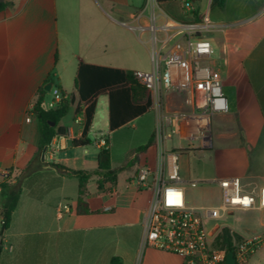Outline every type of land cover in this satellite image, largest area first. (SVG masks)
<instances>
[{"label":"crops","instance_id":"crops-1","mask_svg":"<svg viewBox=\"0 0 264 264\" xmlns=\"http://www.w3.org/2000/svg\"><path fill=\"white\" fill-rule=\"evenodd\" d=\"M139 2L15 0L0 11V173L8 172L12 182L19 179L21 187L0 237V264H108L114 255L123 264H182L176 254L143 246L151 193L134 185L140 167L156 168L155 129L166 104L158 106L149 93L148 103L133 104L128 87L115 90L125 84L126 73L151 70L150 33L139 27L147 24V10ZM211 2L198 10L212 23L208 65L221 82L228 111L212 116L208 149L180 151L178 160L194 154L213 169L204 174L179 167L182 186L185 192L190 181H199L220 191L215 180L238 177L242 191L255 194L264 186V0H225L222 8ZM143 33L147 41L141 40ZM46 83L66 94L70 104L36 168L38 120L34 113L29 122L25 118ZM100 97L105 130H94ZM169 108L186 110L179 97ZM85 139L93 143L72 145ZM150 139L152 145L138 152ZM105 143L111 169L122 170L115 186L105 184L103 191L92 176L85 198L92 213L77 215V179L61 177L51 165L93 172ZM30 165L32 171L23 175ZM63 204L70 212L59 215ZM222 228L207 232L212 245Z\"/></svg>","mask_w":264,"mask_h":264},{"label":"built area","instance_id":"built-area-1","mask_svg":"<svg viewBox=\"0 0 264 264\" xmlns=\"http://www.w3.org/2000/svg\"><path fill=\"white\" fill-rule=\"evenodd\" d=\"M145 2L147 24L139 25L150 33L151 70L132 72L133 80L144 87L160 106L166 109L158 118L155 135L158 147L156 168L143 165L134 177L139 191L151 193L147 217L144 221L142 242L144 247L176 254L182 264H224L227 252L233 253L234 264H245L248 258L262 245L264 234L251 238H231V249L215 248L209 241L204 227V217L217 220L234 209L249 210L264 208V186L257 193L242 191L240 179L229 177L215 180L220 189V203L216 207L193 209L187 206L183 180L180 177L178 157L181 150L208 149L210 147V122L215 114L226 113L228 104L219 78L208 65L212 44L207 37L212 23L208 14H201L198 22H182L168 15L157 21L154 7L159 0ZM194 2L181 0V10L190 14ZM51 98L42 103L46 110L68 100L58 88L51 87ZM179 97L186 110L169 108ZM34 103L28 106L25 121L33 114ZM80 118L75 122L79 123ZM176 135L178 142L186 147L167 150L166 141ZM2 171L0 176L7 177ZM201 184L190 181L192 188ZM69 213L70 207L63 204L58 214ZM1 223V221H0Z\"/></svg>","mask_w":264,"mask_h":264},{"label":"trees","instance_id":"trees-1","mask_svg":"<svg viewBox=\"0 0 264 264\" xmlns=\"http://www.w3.org/2000/svg\"><path fill=\"white\" fill-rule=\"evenodd\" d=\"M15 0H3L0 2V11L5 9L6 7H12ZM172 0H159L158 4H162ZM191 1V0H187ZM225 0H212V5L222 8ZM194 5V4H193ZM180 18H173L182 22H198L201 19V14L199 13L198 8L194 6V10L190 13L192 14H184L181 10ZM125 84L121 87H117L115 90L122 88H129V92L131 95V102L133 104H144L149 102V94L148 91L138 85L132 77V72L126 73ZM47 92L44 91L43 87L39 89L37 99L34 102L33 113L38 120L39 125V145H38V154L36 155L34 161L37 163L36 168H40V165L43 163L40 161V155L44 148H47L50 145L51 140L56 136L55 126L59 122L61 118H63L69 110V101L60 102L55 109L46 110L42 107L43 103V95ZM91 115V111L88 113ZM50 123H53L51 125ZM93 142L89 139L85 140H72V145L74 147L78 146H88ZM152 145V139H150L145 145L139 147L137 151H144ZM61 177H69L77 179V198H76V209L75 213L77 215H88L91 214L92 211L89 210L87 203L85 201L86 198V185L88 180L92 177H96V186L99 191L104 190L105 184H109L110 186H115L117 174L122 170L119 169H111L110 166V152L107 148L106 143L99 148L98 150V166L97 169L93 172L89 171H81V170H72L67 167H64L59 164L51 165ZM33 167L30 165L26 170L22 173L29 174L32 171ZM60 183V179L57 180V184ZM21 192V187L19 183V179H15L13 182L10 179V175L8 174L5 178H0V237L3 233L9 228L12 215L17 206L19 195ZM236 237L240 239V237L231 232L228 228L223 227L217 236L214 239L213 247L215 248H226L227 250L231 249V238ZM108 264H123V260L119 256H112L109 260Z\"/></svg>","mask_w":264,"mask_h":264},{"label":"rangeland","instance_id":"rangeland-1","mask_svg":"<svg viewBox=\"0 0 264 264\" xmlns=\"http://www.w3.org/2000/svg\"><path fill=\"white\" fill-rule=\"evenodd\" d=\"M209 0H196L194 6L196 8L205 9L208 6ZM145 2H139V6L144 8ZM181 0H172L162 3L154 7V12L157 14V21H162L161 15H168L171 18L181 17ZM147 14L149 10L146 11ZM142 41H147L148 34L143 33L141 36ZM149 68L147 69V71ZM146 71V70H145ZM46 101L51 98V94L48 92ZM104 98L100 97L98 102V108L94 116V130L96 128L105 130L104 122L106 117L103 114L102 108L104 106ZM92 140V135H90ZM178 139L174 135L170 140L166 141L167 150L178 149ZM209 151H206V153ZM179 167L184 170L189 168L191 173L198 170L201 173L209 174L212 172V166L207 163L206 159L201 156L190 154L189 156L183 155L178 160ZM186 204L195 207H210L217 205L220 201V191L208 184L203 183L197 185L196 188H192L189 185L185 186ZM204 227L206 232L213 231L216 227H227L232 229L239 237L251 238L253 236H261L264 234V210L249 209V210H232L223 215L220 219L212 220L204 218ZM264 264V246L260 247L256 254L253 255V259L245 264Z\"/></svg>","mask_w":264,"mask_h":264},{"label":"water","instance_id":"water-1","mask_svg":"<svg viewBox=\"0 0 264 264\" xmlns=\"http://www.w3.org/2000/svg\"><path fill=\"white\" fill-rule=\"evenodd\" d=\"M192 2H195L196 0H191ZM52 87V83H46L43 87L44 91L49 92ZM53 125V123H50ZM46 151V148H44L41 152V160L44 159V153ZM224 264H234V259H233V253L231 251L227 252L226 257H225V263Z\"/></svg>","mask_w":264,"mask_h":264}]
</instances>
